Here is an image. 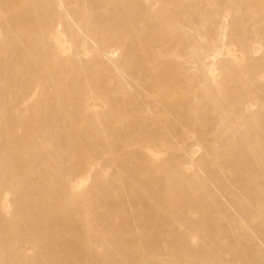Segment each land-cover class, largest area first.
<instances>
[{
  "label": "bare ground",
  "instance_id": "1",
  "mask_svg": "<svg viewBox=\"0 0 264 264\" xmlns=\"http://www.w3.org/2000/svg\"><path fill=\"white\" fill-rule=\"evenodd\" d=\"M0 264H264V0H0Z\"/></svg>",
  "mask_w": 264,
  "mask_h": 264
},
{
  "label": "rangeland",
  "instance_id": "2",
  "mask_svg": "<svg viewBox=\"0 0 264 264\" xmlns=\"http://www.w3.org/2000/svg\"><path fill=\"white\" fill-rule=\"evenodd\" d=\"M164 260H168V259H164Z\"/></svg>",
  "mask_w": 264,
  "mask_h": 264
}]
</instances>
